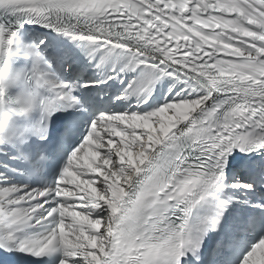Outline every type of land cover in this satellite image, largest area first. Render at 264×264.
I'll list each match as a JSON object with an SVG mask.
<instances>
[{"label": "snow or ice", "instance_id": "obj_1", "mask_svg": "<svg viewBox=\"0 0 264 264\" xmlns=\"http://www.w3.org/2000/svg\"><path fill=\"white\" fill-rule=\"evenodd\" d=\"M10 56L46 95L0 144V255L264 264V0H0Z\"/></svg>", "mask_w": 264, "mask_h": 264}, {"label": "clouds", "instance_id": "obj_2", "mask_svg": "<svg viewBox=\"0 0 264 264\" xmlns=\"http://www.w3.org/2000/svg\"><path fill=\"white\" fill-rule=\"evenodd\" d=\"M23 81L24 87L14 97L6 99L7 90ZM0 144L9 143L16 133L24 128L16 123V117H27L37 102L43 104L44 98L38 90L25 80L23 69H14L9 59L0 63Z\"/></svg>", "mask_w": 264, "mask_h": 264}]
</instances>
